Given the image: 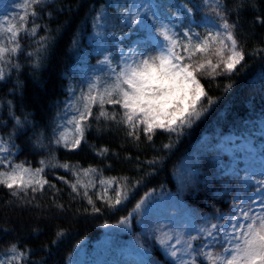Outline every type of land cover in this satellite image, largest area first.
<instances>
[{
    "label": "trees",
    "instance_id": "16d2710c",
    "mask_svg": "<svg viewBox=\"0 0 264 264\" xmlns=\"http://www.w3.org/2000/svg\"><path fill=\"white\" fill-rule=\"evenodd\" d=\"M142 1L159 20L175 23L171 29L181 37L184 31L198 33L201 39L208 32L223 33L221 25L226 20L233 26L237 50L244 59L232 73L221 64L215 73L206 66L197 74L207 94L197 105L201 115L177 132L157 128L149 140L140 125L137 139L128 135V125L117 122L124 111L119 105L105 104L108 118L97 119L100 107L95 104L83 122L81 144L65 147L56 141L69 128L71 144L74 124L68 121L78 115V109L83 110L81 93L87 92L89 83L97 82L102 90L111 82L107 64L100 63L104 47L115 67L114 42L127 48L145 31L131 23V0H39L34 4L31 13L35 15L16 42L18 50L6 58L21 69V78L3 83L0 139L11 146L7 161L33 171L43 167L40 176L48 183L37 186L35 192L29 188L17 195L12 194L15 189L0 185V261L4 264H9L13 245L17 254L24 255L11 264H67L77 242L96 240L102 224L127 216L149 190L175 191L173 171L188 155L197 158L186 199L202 215L200 221L218 223V217L229 211L237 181L219 166L227 165L229 157L216 144L225 134L253 138L255 146L262 138L254 130L261 133L264 129V0ZM119 36L123 38L117 41ZM218 47L211 45L210 52L197 54V59L217 63ZM229 54L225 49L224 58ZM113 114L117 120L111 119ZM258 152L264 156V145ZM85 169L95 171L85 175ZM10 170L0 165V171ZM110 178L128 186L127 199L118 205L114 203L116 184L100 183ZM105 187L111 205L107 198H99ZM252 190L253 185L247 184V191ZM154 254L162 257L158 248ZM197 263L201 264V258Z\"/></svg>",
    "mask_w": 264,
    "mask_h": 264
},
{
    "label": "snow or ice",
    "instance_id": "6c2138e0",
    "mask_svg": "<svg viewBox=\"0 0 264 264\" xmlns=\"http://www.w3.org/2000/svg\"><path fill=\"white\" fill-rule=\"evenodd\" d=\"M207 2V0H205ZM39 3V0H24V14L20 16V27L9 23L7 28H0V33H10L9 43L17 41L20 31L26 30L24 23L28 18L27 9L32 5ZM192 9H188L191 13ZM31 15H35L33 11ZM217 15H220L217 12ZM7 19V18H5ZM139 19V12L130 17L131 23L136 24ZM224 32L217 31L215 34L208 32L202 39L198 33L184 31L182 37L173 32L168 25H163L157 29V35L161 38L158 42L154 54L145 55L135 49L130 50V54H126L121 50V63L113 67L112 60L109 56H105L100 63L107 64L108 73L111 77L110 83H105L101 90L97 82L89 83L87 92L81 93L84 101L83 110L78 109V115L73 116L68 123L74 124V138L69 145L68 137L65 133L60 134V138L56 141L58 144L63 143L65 147H78L84 139L83 122L92 115L93 105L99 104V117H107L104 109L105 104L119 105L123 109L122 122L130 127L129 136L136 135L137 129L143 125V132L151 140L154 129H164L168 132H177V129L186 125H191L193 118H199L201 112L197 110V105L201 98L206 96V92L200 84L197 74L201 73L205 67L216 70L223 64L227 73H232L238 64L244 59L243 53L237 50L238 44L231 31L232 25L225 20L221 25ZM35 27L32 33L35 34ZM230 42L229 44L226 43ZM218 44L219 47L215 51V55L219 57L217 63L213 64L211 59H197V54H207L211 50V45ZM16 47L11 49L0 47V59L4 54L11 51L15 53ZM228 49L230 55L224 58V50ZM2 76V73H0ZM211 103V100H209ZM206 110V109H205ZM117 120L115 114L111 117ZM19 123V121H18ZM67 131V129H66ZM165 148L170 145H164ZM7 149L0 143V152H6ZM107 151V149H103ZM41 165L44 161L40 162ZM0 165L4 168H10V171H0V185L15 191L13 195H17L21 191L31 189L33 192L37 190V186L43 187L48 181L44 180L40 174L44 171L43 167L36 168L34 171L23 164H11L3 157H0ZM69 168L68 164L61 165ZM95 169H85L84 174L94 172ZM264 176V173H262ZM127 180V178H122ZM246 179L251 180V177ZM79 183V180L77 181ZM102 185L111 187L116 184L115 204H120L128 197L127 184H121L116 178L100 180ZM256 191L253 196L240 200V203H233L228 217H218L224 219L223 225L213 224L209 227L198 230L197 236H190L187 241H181L176 238L174 244L169 245L168 239L158 238V243L165 249L167 254L178 260V264H197L196 257L191 260H184L178 257L180 251L177 245L184 244V254L191 255L197 251L193 241L198 238H207L206 242L199 247L198 255L202 258L201 264H264V178L254 181ZM72 190L77 191V184L71 185ZM81 187L87 188V185L81 184ZM108 187L104 188L102 196L99 198H107L112 203V197L108 193ZM88 198V203L92 204L91 197L88 192H84ZM142 198L135 208L140 209L147 197ZM114 206V205H113ZM99 211V209H95ZM121 224L126 223V218L120 221ZM222 233V235H221ZM59 235V234H58ZM220 247V252L214 251ZM12 256L9 257V264L14 261H20L24 253H16V246L13 245L9 249ZM0 264H4L0 261ZM142 264H150L144 261Z\"/></svg>",
    "mask_w": 264,
    "mask_h": 264
},
{
    "label": "rangeland",
    "instance_id": "374dc122",
    "mask_svg": "<svg viewBox=\"0 0 264 264\" xmlns=\"http://www.w3.org/2000/svg\"><path fill=\"white\" fill-rule=\"evenodd\" d=\"M23 3L24 0H0V28H7L9 23L15 24L17 28L20 27V16L24 14V9L20 5H23ZM131 5V16L139 12L138 23L147 33L145 36L133 41L127 49L118 45L115 47L117 49L115 66L121 63V50L126 54H130V50L132 49L145 55L154 54V50L161 39L157 35V29L163 25L170 27V24L166 21L157 19L142 0H132ZM32 6L27 9L29 13L27 21L23 22L26 30L31 20ZM173 25L175 23H172L171 27ZM24 32L25 30L19 32L17 40ZM10 35L7 32L0 33V47L9 49L16 47L17 41L14 43L8 42ZM226 43L230 47V42L226 41ZM11 54L12 52L9 51L4 54L3 59H0V73H2V76H0V115L1 108L5 102L3 83L7 80L19 81L21 78V69L6 60L7 56ZM102 56V60H104L105 56H109L111 59V54L107 53L106 46L104 47ZM258 127L261 128L262 123H259ZM260 131L261 133L258 129L254 130L255 135L262 136L256 146L250 141L253 138H250V140L241 139L238 136L227 134L221 136L217 144V149L220 152L226 153L230 160L228 165L220 164L219 166L225 168V172L229 173L234 181H237L235 192L230 202L229 212L221 214L220 217H228L234 202L239 204L241 199L253 196L256 191L254 181L264 178L262 176V173H264V157L258 155L256 150V148L259 149V147L264 145V129L261 128ZM70 134L71 130L68 128L66 136L68 137L69 144ZM0 143L7 149L6 152H0V157L5 159L11 153V146L1 139ZM196 158V155H188L181 158L177 163L173 171L177 188L175 192L148 191L142 197L145 198L146 194H149L140 209L137 210L134 207L129 215L121 218L119 221L102 224L100 226L101 234L96 240L87 241L83 239L78 242L74 246L67 264H121V260H126L127 264H142L144 261H149L150 264H178V260H173L165 249L161 247L158 243V238L168 239L170 236L171 239L168 240V243L171 245L176 242L177 237L182 242L187 241L190 236H197L198 230L201 228L209 227L213 224H224V219H219L218 223L200 222L199 218L201 216L199 211L190 206L186 200L187 190L193 185L195 174L193 164ZM246 176L251 177V180L246 179ZM247 184L255 186V189L252 192H247ZM174 214L181 215V221L187 227L177 225V222L172 219V215ZM125 218L126 223L121 224L120 221ZM173 232L175 233L174 239ZM206 239L202 237L192 242L197 251L192 252L191 255L184 254L183 243L177 245V248L180 250L177 256H182L184 260H191L193 256L196 257V260L201 258L198 255V249L206 242ZM157 248L163 258H158L154 254ZM218 248L219 246L214 251L220 252L222 250Z\"/></svg>",
    "mask_w": 264,
    "mask_h": 264
},
{
    "label": "bare ground",
    "instance_id": "6f19581e",
    "mask_svg": "<svg viewBox=\"0 0 264 264\" xmlns=\"http://www.w3.org/2000/svg\"><path fill=\"white\" fill-rule=\"evenodd\" d=\"M172 219H174L177 222V225L181 227H187V225H184L183 221H181L182 216L178 214L172 215ZM175 238V233L173 232V239ZM121 253H124L123 251H120ZM180 256V255H179ZM121 264H127L126 260H121Z\"/></svg>",
    "mask_w": 264,
    "mask_h": 264
}]
</instances>
